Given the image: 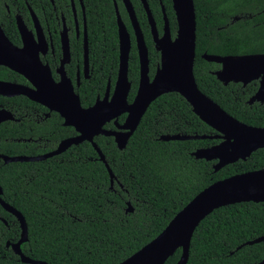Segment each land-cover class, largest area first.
<instances>
[{"label":"trees","instance_id":"16d2710c","mask_svg":"<svg viewBox=\"0 0 264 264\" xmlns=\"http://www.w3.org/2000/svg\"><path fill=\"white\" fill-rule=\"evenodd\" d=\"M83 1L91 62L95 65L91 80L83 81L80 89L83 105L87 107L95 102L109 77L113 81L117 77L115 3L128 27L131 26L121 0ZM130 1L152 55L150 26L142 2ZM147 1L160 28L162 2L175 36L178 24L172 1ZM25 2L39 17L43 12L53 13L50 0H0V24L15 44H20V38L14 15L26 12ZM54 2L58 12L67 15L69 1ZM194 4L197 22L194 75L199 89L240 122L264 128V106L248 104L258 90V81L245 88L233 83L224 86L215 76L220 65L202 58L204 54L221 57L264 54V0H194ZM50 23L53 25L54 17ZM75 47L78 50L79 46ZM131 70L137 74L136 47L131 52ZM135 79L138 80L137 76ZM0 80L24 81L5 67H0ZM0 108L13 110L18 119L0 124V155L34 157L75 135L73 129L62 127L60 119L37 124L35 114L40 107L25 97H0ZM174 134L218 135L193 113L181 96L169 94L150 106L126 149L119 150L111 137L95 138L114 174L113 185L108 169L90 143L74 146L43 162L5 164L0 159L2 199L22 214L28 227V242L22 245V252L34 261L48 264H120L159 236L205 188L237 174L264 169V149H261L247 161L215 173L216 162L197 160L193 153L219 144L220 139L160 140L162 135ZM129 204L133 212H128ZM263 236L264 203L220 208L195 231L188 264H257L264 260V242L237 249ZM20 238V223L0 204V264H22L21 258L7 247V242L16 243ZM181 254L178 250L166 264H176Z\"/></svg>","mask_w":264,"mask_h":264},{"label":"water","instance_id":"95a60500","mask_svg":"<svg viewBox=\"0 0 264 264\" xmlns=\"http://www.w3.org/2000/svg\"><path fill=\"white\" fill-rule=\"evenodd\" d=\"M122 1L135 31L141 60V82L131 104L128 102L131 88L128 79L131 41L116 3L120 39L118 80L111 98L108 93L103 100L98 99L96 104L88 109L82 107L79 96L75 94L71 81L65 75L62 76L59 84L53 81L49 67L41 62L40 44H37L33 33L28 30L20 15L16 16V24L24 47H16L6 36L0 24V67L16 72L34 86L33 89H29L16 83L0 81V96L6 98L24 96L31 101L43 104L51 111L59 112L65 120L64 125L75 128L78 133L77 137L63 141L55 151L45 155L34 157L0 155V159L5 164L43 162L64 154L73 145L88 142L97 151L100 160L108 169L113 185L114 174L102 151L94 142L95 137H111L119 150L126 149L151 104L162 95L169 93L182 96L192 107L193 113L218 135L215 137L162 135L160 140L170 142L220 139L219 144L198 149L193 153L197 160L216 162L213 166L215 173L231 164L247 161L252 154L264 149V128L240 122L198 88L194 75L197 41L194 0H171L178 24L174 39L171 37L164 8V35L159 38L148 1L141 0L148 16L157 51L161 54V64L153 81H150L148 77V48L133 4L130 0ZM32 16L36 20V16L34 14ZM63 44L65 51L63 63H67L69 60L67 41L64 40ZM202 58L209 63L221 65V69L215 72V76L226 86L234 82L246 87L254 81H259V89L249 100V104L252 105L255 102L264 104V54L226 57L204 54ZM122 115H127V117L124 124L120 125L118 118ZM12 121H15L13 114L0 108V124ZM113 121L116 130L105 129V125ZM2 195L3 189L0 186V204L18 220L21 228L20 240L16 243L7 242V247L12 248L13 252L21 258L22 264H48L34 261L22 252V245L28 242V227L25 218L14 207L3 201ZM250 202L264 203V169L237 174L205 188L173 218L159 236L120 264H166L178 250H181L182 254L176 264H188L192 239L200 224L220 208ZM128 212H133L130 204ZM262 242H264V236L247 242L237 250ZM257 264H264V260Z\"/></svg>","mask_w":264,"mask_h":264},{"label":"flooded vegetation","instance_id":"af4514ba","mask_svg":"<svg viewBox=\"0 0 264 264\" xmlns=\"http://www.w3.org/2000/svg\"><path fill=\"white\" fill-rule=\"evenodd\" d=\"M50 1H51V4L53 5V13L47 14L46 12H43L41 17H39L35 13V11L33 10V8L30 6V4L28 2H25L26 12L24 14L16 13L14 15L15 16L14 17L15 24H16V16L20 15L22 17L26 27L28 28V30L33 33L37 44L38 45L40 44L41 62L44 66L49 67V71H50V74H51L53 81L56 84H59L62 81V76L65 75V77L71 81V84L74 88V92L77 96H79L81 105L84 109H88L90 107H93L96 104L98 99L103 100L108 93H109V97L111 98L113 93H114V89L116 86V82L118 80V74H119V69H120L119 33H118L119 63H118L117 77L113 81V79L110 76L107 83H106V86H104V89L101 92L102 94L98 93L96 96L95 102L92 105L85 107L83 105V100H82V97L80 94V89L82 87L83 81L91 80V78L95 72V65L91 62L90 35H89V27H88V18H87V13H86V7L84 5L83 0L82 1L81 0H68L69 4L67 6V15H66L65 12H58L57 8L55 7L54 0H50ZM122 4L124 6L123 1H122ZM161 6H162V12H163L164 7L162 5V2H161ZM124 8H125V6H124ZM125 11H126V8H125ZM164 11H165V8H164ZM8 13H10L9 9H8ZM126 13H127V11H126ZM33 14L36 16V20L33 18V16H32ZM165 15H166V11H165ZM127 16H128L131 28L128 27V24L126 23V21L124 20V18L121 15L122 20L126 26L127 32L130 36V41H131V50H130L129 62H128V65H129L128 79H129V82L131 85L129 95H128V102L131 104V103H133V101L137 95L142 75H141V60H140L139 50H138V46H137V42H136L135 31H134L133 26L131 24L130 17L128 15V13H127ZM53 17H54V23H53V25H51L50 20ZM147 18H148V16H147ZM116 21H117V14H116ZM155 22H156V20H155ZM168 22H169V20H168ZM148 23H149V20H148ZM156 25H157V22H156ZM164 25H165V20H164V12H163V26L160 28L157 25V32L159 33V38L163 37V35H164ZM37 26H39V27L37 28ZM149 26H150V24H149ZM16 27H17V24H16ZM117 27H118V23H117ZM169 27H170V23H169ZM140 28H141V32H142L144 40H145L144 31H143L141 26H140ZM17 30H18V27H17ZM170 32H171V28H170ZM18 34H19V38H20V44H15L11 40L10 41L16 47H19V48L24 47L23 40H22V37H21L19 30H18ZM150 34H151V38H152V42H153L152 55H151L149 46L146 43V40H145V43H146V46L148 48V61H149L148 62V64H149L148 65V70H149L148 77H149L150 81H153V79L157 73V70L161 64V54L159 51H157V48H156V45L154 42V38L152 35L151 26H150ZM171 37H172V39H174L176 37V35L173 36V34L171 32ZM64 40L67 41V45H68V49H69L68 50L69 60L67 63L66 62L63 63L64 58H65V51H64V44H63ZM74 46H79L78 50L76 49V47L74 48ZM133 47H136V50H137V59H138L137 74H134L133 71L131 70V52H132ZM106 55L107 54H105V57H106ZM150 56H152V58H153V63L151 61ZM62 63L64 64L63 66H62ZM220 69H221V65H220ZM99 70H101L100 67H99ZM14 73L17 74L16 72H14ZM17 75L21 76L19 74H17ZM136 76L138 78L137 81L135 79ZM21 77L24 79L23 82H17L16 81V82H11V83H16L18 85L27 87L29 89L34 88V86L26 78H24L23 76H21ZM0 81H3V80H0ZM6 82H9V81H6ZM232 83L236 84L234 82H232ZM232 83H229V84H232ZM258 84H259V81H258ZM224 86H226V85H224ZM258 89H259V85H258ZM257 91L255 92V94L257 93ZM169 94H177V93H169ZM169 94H165V95H169ZM255 94L252 97H254ZM165 95H162L158 99L162 98ZM177 95H179V94H177ZM131 96H132V98H131ZM0 97H2V96H0ZM19 97H24V96H19ZM4 98H6V97H4ZM14 98H17V97H14ZM25 98H27V97H25ZM9 99H12V98H9ZM156 101H154V102H156ZM31 102L37 104L40 107L38 112L35 114V121L37 122V124L47 123L49 120H53V119H58V120L60 119L61 125L63 128H71L75 131V128L68 127V126L64 125L65 120L61 117V114L59 112H56L54 110L51 111L47 106H45L43 104H40V103H37L34 101H31ZM255 103L264 106V104H261L259 102H255ZM248 104H249V101H248ZM254 104H252V105H254ZM4 109L10 111L13 114V116L15 117V113L13 110H10L7 108H4ZM126 117H127V115H122L120 118H118V122L120 125L124 124ZM122 118H124V119H122ZM16 121H18V119L15 117V121H12V122H16ZM110 125H113L114 128H112V129L109 128ZM105 129L116 130V127L114 125V121L106 124ZM174 135H176V134H174ZM181 135H183V134H181ZM77 136H78V133L75 131V135L60 140L53 150L46 151L45 153L39 154L37 156L45 155L47 153L53 152L58 148V146L63 141L68 140V139H73ZM95 138H97V137H95ZM84 143H88V142H84ZM84 143H81V144H84ZM76 146H79V145H76ZM72 147H74V145ZM71 148H69L67 151H69Z\"/></svg>","mask_w":264,"mask_h":264}]
</instances>
